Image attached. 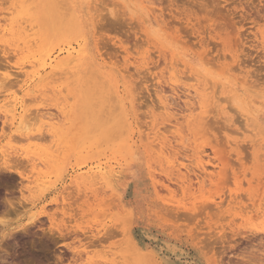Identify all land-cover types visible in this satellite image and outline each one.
<instances>
[{"label": "rangeland", "instance_id": "obj_1", "mask_svg": "<svg viewBox=\"0 0 264 264\" xmlns=\"http://www.w3.org/2000/svg\"><path fill=\"white\" fill-rule=\"evenodd\" d=\"M198 1L0 0V264H264V0Z\"/></svg>", "mask_w": 264, "mask_h": 264}, {"label": "bare ground", "instance_id": "obj_2", "mask_svg": "<svg viewBox=\"0 0 264 264\" xmlns=\"http://www.w3.org/2000/svg\"><path fill=\"white\" fill-rule=\"evenodd\" d=\"M187 1V0H186ZM191 1V0H190ZM198 1V0H197ZM200 1V0H199ZM198 1V2H199ZM200 2H203L202 0L200 1ZM199 2V3H200ZM191 3V2H190ZM196 3V2H195ZM198 3V4H199ZM188 4V3H187ZM202 6H203V4H202ZM201 7V6H200ZM180 8V7H179ZM183 8V7H182ZM186 7H184V9H185ZM199 8V7H198ZM178 9V8H177ZM180 11V10H179ZM156 12V11H155ZM180 12H182V11H180ZM152 14V13H151ZM159 14H161L160 12L158 13V15ZM162 15V14H161ZM160 15V16H161ZM187 16V15H186ZM185 16V17H186ZM159 17V16H158ZM162 17V16H161ZM74 18V17H73ZM72 18V19H73ZM82 18V17H81ZM189 18H190V16H189ZM191 19V18H190ZM195 19V18H194ZM24 20V19H23ZM56 20V19H55ZM77 20V19H76ZM161 20V19H160ZM164 19L162 18V21H163ZM192 20V19H191ZM52 21V20H51ZM73 21V20H72ZM78 21V20H77ZM19 22V21H18ZM58 22V21H57ZM57 22H55V23H57ZM61 22V21H60ZM70 22V21H69ZM67 23V22H66ZM72 23V22H71ZM78 23V22H77ZM142 23V22H141ZM60 24V23H59ZM161 24V23H160ZM164 24H165V22H164ZM195 24H197V23H195ZM203 24V23H202ZM202 24H199V27H200V25H201V27H202ZM213 24V23H212ZM22 25V24H21ZM61 25H63L64 26V24L62 23ZM68 25V24H67ZM67 25H65V27L67 26ZM70 25H72V24H70ZM73 26V25H72ZM217 26V25H216ZM215 26V27H216ZM17 27V26H16ZM27 27V26H26ZM25 27V28H26ZM193 27V26H192ZM199 27H197V28H199ZM75 28H76V26H75ZM216 29H218V28H216ZM145 30H147V29H145ZM149 30V29H148ZM213 30H215V29H213ZM219 30V29H218ZM20 31V30H19ZM203 31V30H202ZM201 31V32H202ZM210 31V30H209ZM212 31V30H211ZM210 31V32H211ZM217 31V30H216ZM210 32H209V34H210ZM218 32V31H217ZM222 32V31H221ZM200 33V32H199ZM203 33V32H202ZM15 34V33H14ZM23 34V33H22ZM147 34V33H146ZM222 34V33H221ZM218 36L221 38V36L219 35V33H218ZM203 39V38H202ZM82 40V39H81ZM178 41V40H177ZM222 42V41H221ZM223 42L225 43V39H223ZM219 43H220V41H219ZM223 45V44H222ZM162 47V46H161ZM167 48V47H166ZM81 52H82V47H80V46H78V48L76 49V48H74V47H72V48H68L66 51H65V56H64V58L63 59H60V60H63V62L62 63H64V64H66L67 65V67H69V69L70 68H72L73 67V65H75V64H73L72 66L70 65L72 62H73V60H74V57H76V56H78L79 54H81ZM60 53V52H59ZM82 55V54H81ZM160 55V54H159ZM83 56V55H82ZM161 56V55H160ZM164 56V55H163ZM175 56H178V55H176V53H175ZM57 57H59V56H57ZM218 57H220V56H218ZM49 58V57H48ZM60 58H62V56L60 57ZM166 58V57H165ZM215 59V58H214ZM53 60H55L54 59V57H53ZM60 60L58 59L57 61H56V63L55 64H60L59 62H60ZM52 63V62H51ZM175 63V62H174ZM53 64V63H52ZM186 67H187V63H183ZM171 65V64H170ZM173 65H175V64H173ZM56 66V65H55ZM176 66V65H175ZM52 67V66H51ZM176 68V67H175ZM51 69V68H50ZM53 69V68H52ZM172 69V68H171ZM230 69V68H229ZM54 70V69H53ZM57 70V69H56ZM55 70V71H56ZM59 70V69H58ZM68 70V69H67ZM225 71V70H224ZM53 72V71H52ZM66 72H68V71H66ZM173 72H174V70H173ZM38 73V72H37ZM54 73V72H53ZM227 73V72H226ZM16 74H13V73H7L6 74V77L5 78H9V77H11V76H15ZM54 75V74H53ZM46 76V75H45ZM175 76V75H174ZM36 77V76H35ZM47 77H48V75H47ZM46 77V78H47ZM50 77V76H49ZM4 78V79H5ZM40 78V77H39ZM10 79V78H9ZM171 79H172V77H171ZM243 83V82H242ZM245 83H247L246 81H245ZM199 88V87H198ZM199 89H201V88H199ZM203 89V88H202ZM187 90V89H186ZM205 90H207V89H205ZM208 90H209V88H208ZM211 90V89H210ZM209 90V91H210ZM188 91V90H187ZM189 91H191V90H189ZM204 90H202V92H203ZM118 92V91H117ZM193 92V91H192ZM190 93V92H189ZM206 93V94H205ZM204 94L205 95H208V92H205ZM191 94V93H190ZM202 95L200 92H198L196 89H194V96H192V98L193 97H196L197 99L199 98V100H197V101H200V99L202 100V98L201 97H205V95ZM186 97H188L187 95H186ZM163 98V97H162ZM191 98V99H192ZM206 98V97H205ZM205 98H204V100H205ZM208 98V97H207ZM164 99V98H163ZM166 99V98H165ZM228 99V98H227ZM229 99H232V100H229ZM229 101H233V102H231V103H233V104H237V107H242V105H240V99H236L235 97H234V95L232 94L231 96L229 95ZM203 100V101H204ZM192 101H193V99H192ZM196 101V102H197ZM206 101V100H205ZM186 103V102H185ZM169 104V103H168ZM172 104V103H171ZM196 104V103H195ZM198 104H199V102H198ZM197 104V105H198ZM235 104V105H236ZM185 105H187V104H185ZM189 105V104H188ZM167 106H169V105H167ZM190 106V105H189ZM188 106V110H194V109H192L191 107H189ZM200 107V106H199ZM167 108V107H166ZM172 108V107H171ZM170 108V109H171ZM191 108V109H190ZM240 108H238V109H240ZM168 109H169V107H168ZM177 110V109H176ZM171 111H173V110H171ZM175 111V110H174ZM173 111V112H174ZM183 111V110H182ZM194 112V111H193ZM15 112H13V113H11V115H10V120H11V123L14 125V126H16V130H18L19 132H21L22 134H24V135H27L28 136V133H29V129H28V126H27V124L25 123V122H27L28 123V121H27V119H26V121H24L25 119H23V118H25V117H23L24 115H25V113H24V115L22 114V110L20 111V112H17L18 114H14ZM190 113H192V111L190 112ZM174 114V113H173ZM193 114H195V113H193ZM196 115V114H195ZM26 116V115H25ZM37 116V115H36ZM41 116V118H42V115H40ZM247 116V115H246ZM29 117V116H28ZM88 117V116H87ZM196 117V116H195ZM203 117V116H202ZM7 118V117H6ZM27 118V117H26ZM182 119V118H181ZM194 119V118H193ZM24 121V122H23ZM183 121V120H182ZM262 122H261V124L263 125V128H264V109H263V116H262V120H261ZM38 122V121H37ZM174 122V121H173ZM29 125V124H28ZM200 125V124H199ZM173 126V125H172ZM171 126V127H172ZM174 127H176V126H174ZM175 129V128H174ZM186 129H188V128H186ZM156 132V131H155ZM174 133V132H173ZM156 137V136H155ZM175 137H176V135H175ZM154 138V137H153ZM173 138V137H172ZM162 139V138H161ZM174 140V139H173ZM175 140H177V139H175ZM185 141V140H184ZM166 142V141H165ZM184 143V142H183ZM162 144V143H161ZM158 145V144H157ZM162 145H164V143L162 144ZM152 146V145H151ZM156 146V145H155ZM168 146V145H167ZM164 150V149H163ZM19 160V159H18ZM16 163H18V162H16ZM15 163V165H17ZM14 166V165H13ZM13 166H12V168H13ZM18 167V166H17ZM100 167V166H99ZM99 167L97 168V169H99ZM15 168V167H14ZM19 168V167H18ZM96 169V171H97V173L99 172L98 170ZM11 170V169H10ZM13 170V169H12ZM11 170V171H12ZM203 170L204 171H206V169L203 167ZM103 171V170H102ZM13 172H15L14 170H13ZM17 172V171H16ZM19 172V171H18ZM17 172V173H18ZM16 174V173H15ZM208 174V173H207ZM16 175H18L19 176V174H16ZM102 175V174H101ZM101 175H100V178H101ZM212 175V174H211ZM90 177H91V175H89ZM94 175H92V177H93ZM96 176V175H95ZM103 176V175H102ZM209 176H210V174H209ZM91 177V178H92ZM93 180V179H92ZM37 183V182H36ZM37 185V184H36ZM245 208V207H244ZM242 209V208H241ZM31 225V224H30ZM31 226H33V224L31 225ZM29 227V226H28ZM260 231H262V232H264V229L262 228V227H260ZM8 235V234H7ZM9 236V235H8ZM8 236H6V237H8ZM220 240V239H219ZM211 241H212V239H211ZM226 241V240H225ZM214 242V241H213ZM221 244V243H220ZM217 245V244H216ZM166 249H167V253L166 254H172V255H174V253L176 252V246L175 245H173V244H167V247H166ZM179 249V248H178ZM4 250V249H3ZM163 250V249H162ZM5 251V250H4ZM3 251V253H5V255L3 254V258H5V257H7L8 256V254L6 255V253H8L9 251H5L4 252ZM10 254V253H9ZM2 255V254H1ZM175 256V255H174ZM215 256V255H214ZM1 257V256H0ZM2 257L0 258L1 260H2ZM58 258H60L61 259V257L59 256ZM170 258V257H169ZM218 260H219V258H217ZM4 260V259H3ZM2 260V261H3ZM168 260V259H167ZM1 261V262H2ZM175 261V260H174ZM4 262H6V260L4 261ZM174 264V263H173ZM215 264V263H214Z\"/></svg>", "mask_w": 264, "mask_h": 264}]
</instances>
